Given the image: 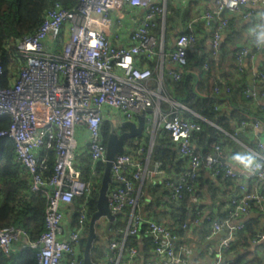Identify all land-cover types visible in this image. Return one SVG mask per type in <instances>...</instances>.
Wrapping results in <instances>:
<instances>
[{
	"label": "built area",
	"instance_id": "built-area-1",
	"mask_svg": "<svg viewBox=\"0 0 264 264\" xmlns=\"http://www.w3.org/2000/svg\"><path fill=\"white\" fill-rule=\"evenodd\" d=\"M210 1V8L206 9L203 18L209 23L217 21L211 36V49L213 56L218 57L230 15L247 5H264V0ZM136 9L143 10L138 17ZM166 17V0H78L73 9H66L56 2L48 7L34 33L13 42L19 65L10 84H0V115H9L11 124L0 132V137L8 136L14 140L17 161L31 176V192H42L48 203L45 230L37 241L28 240L23 228L8 226L0 229V248L8 257L15 251V245L26 239L25 248L35 251L37 264L83 263L81 242L90 219L89 210L82 208L77 226L70 231H66L63 224L65 213L74 205V200L91 192V184L83 179L82 171L76 166L77 130L84 128L87 131L93 162L105 163L106 143L101 125L106 117L114 116L113 111L119 112L122 120L134 121L138 115H144L147 125L154 123L170 133L179 153L186 158V171L175 182L169 177L162 179L170 190L167 198L179 203L186 182L200 175L204 160L191 143L193 133L201 129L200 123L184 119L177 108L158 118L155 98L160 101L163 95L148 85L153 69L137 63L139 57L152 60L158 54L160 41L163 50L165 31L163 29L157 36L154 29L159 22L164 25ZM189 29L191 32L177 36L176 47L169 53L174 67L168 74L174 79L180 78L188 64V50L198 42L193 25H189ZM260 48L257 45V49ZM248 56L254 61L255 56L247 47L236 53L240 67H246ZM205 68H208L207 63ZM2 73L0 65V77ZM258 75L264 78V71ZM251 95L256 96V93ZM174 104L183 107L177 102ZM247 126L260 129L262 124L257 119L243 121L240 129ZM44 148H53L56 154L54 174L50 178L43 174L46 159L39 155ZM263 150L264 136H261L256 149L238 154L233 162L241 164V169L249 176L264 183ZM151 155L152 148L147 150L146 146L140 145L134 152L119 153L112 166L110 207L113 213L128 212V220L125 229L121 230V238L110 240V249L114 251L111 264H135L138 250L126 247V240L128 236L140 233L144 225L153 239V253L165 258L161 261L149 257L147 264H180L193 252L188 245L175 244L178 236L172 225L156 220L141 209L140 187L148 177L153 179L165 173L162 164L153 162ZM222 158L219 145L205 158V164L214 169V176L219 173ZM225 175L237 182L240 193L230 197L231 209L227 217L213 222L209 238L227 226L230 229L217 246L210 247L215 255L211 264H224L225 250L250 213L248 203H264V195L259 190H248L241 171L230 165ZM192 189V186L186 188L187 191ZM191 200L194 203L200 201L195 195ZM233 220L240 223L232 226ZM201 221L202 217L194 218L191 223L197 225ZM182 227H188L187 223ZM261 239H264V233Z\"/></svg>",
	"mask_w": 264,
	"mask_h": 264
},
{
	"label": "trees",
	"instance_id": "trees-1",
	"mask_svg": "<svg viewBox=\"0 0 264 264\" xmlns=\"http://www.w3.org/2000/svg\"><path fill=\"white\" fill-rule=\"evenodd\" d=\"M56 2H60L66 9H73L78 4V0H0V65L3 70L0 77L1 85L10 84L19 65V55L13 42L26 34L34 33L41 25L48 7ZM191 19L192 13L188 8L176 7L167 3L166 35L169 30L174 31V27L182 23L185 27L183 32H191L189 29V25H192L189 24ZM232 24L233 21L229 20L225 30L228 42H233L235 39L233 31H230ZM154 34L161 35L160 22L158 27L154 29ZM199 41V43H203L201 40ZM223 46L225 47V44ZM233 51L234 61L228 65L226 60L218 59L219 56L214 57L211 48L209 51L203 48V53L197 51L193 53L190 48L188 50V64L183 69L180 78L174 79L168 74L163 79L162 91L164 95L187 109L180 106L172 107L165 101L160 103V107L164 112L177 108L178 113L184 119L200 123L201 129L193 133L191 143L195 151L203 157L204 164L200 175L186 182L184 196L179 203L167 198L170 190L161 181L150 186L149 190L146 189V195L142 193L140 204L146 203L151 196L152 201L146 207V214L153 215L156 220H158L156 214L159 212L165 215L166 222L173 226L178 237L184 232L182 228L184 223L192 225L191 222L194 218H200L203 215L201 200L204 199V187L211 185L208 172L211 174L214 172L213 168L205 164L206 156L214 153L216 145L221 147L224 155H226V151L229 152L232 164L223 160L222 165L218 166L219 173L215 177L220 181H228V183L233 184V179L226 176L225 172L230 165L233 166L234 158L240 154L238 152L243 147L241 143H248L256 149L258 139L264 136V78L257 76L259 72L264 71V62L262 61V64L260 62L255 73L254 84L251 86L248 75L253 70V64L250 62L246 67H240L236 59L239 48ZM206 63L208 68H205ZM154 75L158 78L157 72H154ZM252 92H255L256 96L251 95ZM254 119L261 122V133H258V129H253L251 126L240 129L243 121H253ZM10 124L9 115H0V132L8 129ZM112 124L115 123L105 120L101 125L104 143L110 134ZM143 136L144 134L139 135L128 142L130 151H135L140 146V144L136 145L131 142L138 139L139 143H142ZM250 136L254 138L255 142L250 140ZM174 145L176 146L170 133L160 128L151 155L153 162H161L164 171H171L173 166L176 167L178 174L177 177L172 176L173 182L185 173L187 164L186 158L181 156ZM262 153L264 154V150ZM39 155L46 159L47 167L43 174L46 178H50L54 174L55 150L44 148L39 151ZM75 161L76 166L82 171L83 179L91 184V192L87 196L78 197L74 200L72 221L73 225L77 226L82 208H87L90 215L97 209L98 191L105 164L93 162L88 144L85 152L76 154ZM249 178L251 183H258L259 191L264 195V183L256 181L254 177L249 176ZM188 186L193 187L192 191L186 190ZM30 189L31 176L17 161L14 140L8 136L0 137V229L8 226L23 228L27 232L28 240L37 241L45 230L48 200L42 192L35 193L31 192ZM194 195L200 199L199 203H194L191 200ZM248 204L250 213L244 218L243 227L237 229L235 237L230 241L229 248L225 250L224 264H264V239H261L264 226L260 227L259 216L253 215L256 210L255 205H261V203L256 204L254 201H250ZM166 205H168L169 211L160 208ZM228 213L229 211L225 212L224 216ZM226 217L208 215L194 226L198 227L203 235H209L212 231L213 222L223 220ZM127 220L128 212L117 214L109 232L105 230L104 234H107L110 240L120 239L121 230L125 229ZM88 230L89 221L81 242L82 251L86 245ZM96 231L97 236L91 253L94 262L100 264L98 258L102 257L103 249L99 244L102 233L99 231L98 225ZM253 246L255 247L252 248ZM126 247L137 248L138 254L135 264H147V260L151 256L150 252L155 247L145 225L140 233L127 237ZM0 264H37L36 254L32 249L25 248L23 252L14 251L8 257L0 248Z\"/></svg>",
	"mask_w": 264,
	"mask_h": 264
},
{
	"label": "crops",
	"instance_id": "crops-1",
	"mask_svg": "<svg viewBox=\"0 0 264 264\" xmlns=\"http://www.w3.org/2000/svg\"><path fill=\"white\" fill-rule=\"evenodd\" d=\"M166 3H170L171 5H174L176 7H183L188 8L192 13V19L190 20L189 24H192L193 27H195V31L198 35V41L201 40L203 42L202 44L197 42L195 45L191 47V49L194 52L203 53V48L209 49L211 48V36L213 34L214 29L217 26V21L213 20L211 23H209L207 20L203 18L204 13L206 12V9L211 5L210 0H166ZM136 12V16L138 17L143 10L136 9L134 10ZM130 14H133V11H128ZM249 14V15H247ZM230 20L233 21V24L231 26V30L233 31V35L235 36L234 41H227L228 36L226 34V29H224V32L222 34L221 39V52L219 53L218 59L226 60L227 64L229 65L234 60V49L239 50L243 47H247L250 52L255 56L254 61L251 60V58L247 57V64H250V62L253 64V69L260 65V62L262 64V61L264 62V45H258L256 42V36L253 34L252 30L257 29L259 25H264V5H247L241 8L240 11L235 12L230 15ZM133 22V21H132ZM188 24V25H189ZM196 25V26H195ZM184 24H180L179 26L174 27V31L169 30V33L166 35V23L161 26V31L164 29L165 31V39L163 42V50H161L162 42L160 41V48H158V54L150 61H146L143 57H139L137 59V63L139 66L142 67H150L153 69V76L148 81V85L151 89L156 90L157 92H160L163 95V98L158 100V98H155V104L154 108L159 111L158 118H161L165 114L169 113L170 111H162L160 107V103L162 101L168 102L170 106H175L174 100L169 99L166 95L163 93V79L164 77L169 73V70L174 67V65L171 63L169 59V53L174 50L176 47V41L177 36L183 32ZM119 42H122L121 40ZM127 42V40L125 41ZM199 43V44H198ZM225 44V47L223 46ZM257 45L261 48L258 50ZM203 46V48H202ZM154 72H157L158 78L154 75ZM171 109V108H170ZM114 116L112 117H106V120H110L114 122L116 125H119V122L122 121V116L119 112L113 111ZM135 119L134 121H136ZM162 129V127H157L154 125V123H151L147 125L144 136H143V142L139 143L138 139L133 140V144L136 145H144L147 147V150L152 148L156 143L157 136H158V130ZM118 132L124 131L122 128H117ZM258 133H261V128L258 129ZM77 135H79L81 139V144L77 147V154L83 153L86 151L87 147V140H88V134L87 131L84 128H78ZM147 138V139H145ZM249 140V139H248ZM250 140L254 141V138L250 136ZM243 146L242 149L239 150L238 153L246 152L248 149H254L248 143H241ZM175 146V145H174ZM177 149V147L175 146ZM178 150V149H177ZM126 151H130V144L126 145ZM134 152V150H132ZM226 155L223 154V160L229 161L231 163V159L229 157V152H225ZM229 157V158H228ZM161 163V162H160ZM232 164V163H231ZM233 168L235 170L241 171L243 173L242 180L247 183L248 190L249 191H256L259 190L258 183H251L249 178V173L242 170V165L233 162ZM178 174V171L176 170V167L173 166L171 171H165L164 175H157L152 179L151 183H148V180L145 181V183L140 187L141 195L142 193L146 195L147 190H149L150 186L156 185L159 182L162 181L163 178L169 177L172 178L175 177ZM175 175V176H174ZM179 176V175H178ZM177 177V176H176ZM208 177L210 178L211 185H207L204 187V199L201 200V203H203V215L201 216L202 219H205V217H208V215H215L221 218L226 217L224 216L225 212L230 211V197L234 195L235 193H240L237 189V182L233 180L232 183H228V181L218 180L211 172H208ZM147 189V190H146ZM148 195V194H147ZM152 201L151 196H149L146 203L141 204L142 211L146 214V207L150 204ZM203 201V202H202ZM256 204L261 205H255L256 210L254 212V216H259L260 221V227L264 226V203L260 202ZM164 209H167L169 211L168 205L165 207H160ZM73 210L74 205L71 206L65 213L64 218V228L66 231H70L72 229L73 225ZM148 215V214H147ZM158 218V221L165 222L167 218L164 217L165 215H162V213L156 214ZM153 216V215H152ZM240 221L233 220L231 222L232 226H236L239 224ZM107 224V219L102 218L99 223V231L102 233L100 246L103 249L102 257L98 258L100 264H111L110 263V257L114 254V251L110 249L109 243L110 238L107 236V234H104L105 227ZM184 229V232L175 240V244L177 246L179 245H188L193 249L192 254L188 255L184 261L180 264H211L215 260V255L211 252L210 247L211 246H217L219 242L222 240V238L226 235V233L220 232L218 234H215L209 238L207 234H204L200 232V229L198 227H195L193 224L188 225V227H182ZM206 235V236H205ZM27 240L23 239L19 241L15 245V251L23 252L26 246ZM253 246L252 248H254ZM84 253V251H83ZM153 259H158L163 261L165 258L150 252Z\"/></svg>",
	"mask_w": 264,
	"mask_h": 264
},
{
	"label": "water",
	"instance_id": "water-1",
	"mask_svg": "<svg viewBox=\"0 0 264 264\" xmlns=\"http://www.w3.org/2000/svg\"><path fill=\"white\" fill-rule=\"evenodd\" d=\"M258 67L259 65L255 67V69H253L248 75V80L251 86H253L254 84L255 73L258 70ZM183 108L187 109L184 106ZM146 127H147L146 117L142 114L138 115L136 121L122 120L119 122V125L112 124L110 134L106 140V159L104 163L105 166H104L103 177L98 191L97 209L90 215L89 230H88V235L86 237V245L84 248V261L82 264H97L94 262L91 253L93 243L97 236L96 227L102 218H106L107 224L105 230L109 232L111 225L113 221L116 219L118 214L112 212L109 203V191H110V186L113 183L112 166L116 160V157L119 153H122L126 150V145L128 144L129 141L138 137L139 135H142ZM117 128H122L124 129V131L120 133L117 131ZM153 168L154 166L151 165V169ZM151 182H152V178L148 177V183ZM229 229L230 227L227 226L222 232L226 233Z\"/></svg>",
	"mask_w": 264,
	"mask_h": 264
},
{
	"label": "clouds",
	"instance_id": "clouds-1",
	"mask_svg": "<svg viewBox=\"0 0 264 264\" xmlns=\"http://www.w3.org/2000/svg\"><path fill=\"white\" fill-rule=\"evenodd\" d=\"M252 32L256 36L257 44L264 45V25L258 26V28L253 29ZM257 167H259V165H257Z\"/></svg>",
	"mask_w": 264,
	"mask_h": 264
},
{
	"label": "rangeland",
	"instance_id": "rangeland-1",
	"mask_svg": "<svg viewBox=\"0 0 264 264\" xmlns=\"http://www.w3.org/2000/svg\"><path fill=\"white\" fill-rule=\"evenodd\" d=\"M77 143H78V145L81 144V139H80L79 135H77Z\"/></svg>",
	"mask_w": 264,
	"mask_h": 264
}]
</instances>
